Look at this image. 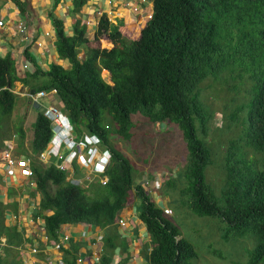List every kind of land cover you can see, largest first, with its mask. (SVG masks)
I'll list each match as a JSON object with an SVG mask.
<instances>
[{"label":"trees","instance_id":"trees-1","mask_svg":"<svg viewBox=\"0 0 264 264\" xmlns=\"http://www.w3.org/2000/svg\"><path fill=\"white\" fill-rule=\"evenodd\" d=\"M14 1L24 10L25 0ZM84 2L73 0L76 9ZM50 17L57 52L71 65L64 68L50 61L48 70L39 71L45 75L40 82L56 88L77 128L128 140L136 115L178 126L187 148V162L178 176L186 205L197 215L219 217L226 236L249 234L246 239L254 245L246 262H264V0H152L151 16L131 38L120 30L122 23L112 24L103 15L95 37L106 35L113 41L110 48L91 46L78 20L73 33L66 34L61 18L52 13ZM84 43L90 48L79 59L77 46ZM25 54L32 56L29 50ZM0 64L1 129L2 117L16 100L10 85L18 75L9 57L0 58ZM101 68L108 69L112 84L101 76ZM36 73L37 69L29 74ZM223 88L233 94H226L218 110L212 100L220 97ZM240 89L245 91L243 98L238 95ZM217 115L220 122L212 127ZM232 126L238 130L223 150L224 175L215 187L206 176L207 166L214 161L207 136ZM44 142V137L37 136L32 147L38 150ZM122 168L125 171L111 175L106 185L93 184L91 193H86L66 181L55 165L34 164L39 214L48 237L57 239L64 222L98 225L104 229L99 264H129L128 242L115 223L118 210L131 203L127 185L132 174L128 166ZM169 178L168 184L175 186V178ZM135 202L149 232V240L142 244L147 264H193L191 259L197 255L193 244L164 217L162 208L141 190ZM2 206L0 199V234L11 237ZM9 237L0 264H23ZM81 244L71 240L62 247L66 264H76ZM117 246L121 256L115 261Z\"/></svg>","mask_w":264,"mask_h":264},{"label":"clouds","instance_id":"clouds-1","mask_svg":"<svg viewBox=\"0 0 264 264\" xmlns=\"http://www.w3.org/2000/svg\"><path fill=\"white\" fill-rule=\"evenodd\" d=\"M58 2L59 0H52V7L54 8ZM87 2L88 0H86V2H84L78 9H76L73 4V10L70 13L73 15L75 13L81 14V15L79 14L80 16L75 17V21L78 20L79 24L85 26L86 30L84 32V35L87 36L89 40L88 42L91 44V46L100 47V48L112 47L113 41L110 38H108L106 35H101L99 38L95 37V31L98 27V25L96 26L97 20H99L103 15H105L106 18L108 19V16L104 13L105 11H97V10H94L92 13L89 14L83 13L82 7ZM139 2H140L139 6L145 5L148 6V8L151 10V12L148 14L146 18L148 19L152 13V0H136L134 2L127 1L126 3L128 4V6L132 5V6H136V8H139L138 6ZM50 13L53 14V17L55 18L58 17L52 12V10H49L47 12L48 17L50 16ZM96 13L98 14L97 17H96ZM19 14L20 17L15 18L13 22H9V20L6 21L2 17H0V28H3L6 23L12 24L13 29L18 35L16 40L19 45H22V53L24 58L23 59L21 56H18L21 53H18V55H16L15 57H13L9 51H7L5 54L0 53V58L9 57L11 59V62L13 63L15 69V73L18 75V77L15 78L10 85V90L16 94L15 97L16 100L14 101V105L12 106L11 110L15 112V108L17 107L14 106L16 105V103H20L18 107L19 106L23 107L21 111H18L21 117L23 115V121L20 119L16 120L15 125L13 126L14 128L10 129L11 130L10 133L12 136L9 135L6 137V139L3 142H0V199L3 203L2 213H3L4 222L8 227L15 226L10 223L9 214L11 215V218H13L14 220H18L19 218V211L17 210V208H13L11 204L12 202H16V201L19 204L22 203L23 208L32 206L34 208V211L31 214V217L36 218L37 220L41 218L43 222L39 225V228L37 230L33 231L32 238L25 236L23 234V231H19L20 236L16 240L12 239L5 233L0 234V253H3L2 247L5 246V243L6 245L9 244L8 243V237H9L12 246L18 250L16 256H19L20 258L22 257V253H24L25 256H27V253H30L32 255H36L44 259L43 264H66L62 257V247H67L70 241L73 239H70L71 234L69 233V229L66 227L61 228V226L72 222H64L61 224L57 232V237H56L57 239L49 238L48 235L46 234L44 229V217L41 214H39L40 194L37 189V183L33 173L34 164H40L43 167H47L50 164L55 165L58 169L64 172V177L66 181L70 182L71 184L78 185L81 188H84L86 193H91L93 184L98 183L103 186L106 185L111 175L116 173H122V171H125L122 168V166H128L129 172H131L132 174V178L130 179L129 184L127 185V192H128L127 198H131V203H128V205L124 206L121 209L123 210L133 209V211L131 210L129 215L122 217L121 215H119V211L121 210L120 209L118 210L117 217L115 219V223L117 224L118 230L120 231L121 235L125 236L124 238L126 239L127 242H129V239L127 238V235L124 233V230L132 229L133 231H135V229L137 228L136 221L129 216H131L133 214L132 212H134L136 217L140 221H142L138 216V210L135 202L138 197L139 190H141L146 197L150 198L151 200H154V202L162 208L163 215L166 219L168 218L167 216H169L172 213L171 207L165 206V203L162 202L163 198L159 190L163 186H166L167 188L176 187V186H170L168 184L170 179L169 176L174 177V175L169 174V176L164 179L162 172L158 171L160 164H156L155 159H151V161L153 162L154 165L157 166L156 169L150 167L148 169L149 171L148 175H144L141 172H139L140 168L135 165L134 163L135 160L133 162L130 157L131 155H129L124 150V142L126 141L130 142L132 140V135L128 140H125L124 138L113 134L108 136L106 135V137H102L99 132L90 130L83 126L77 128L76 123L72 119L69 111L65 109L62 101L59 100L56 88L46 87V86L43 87L42 83L40 82L45 77V75L44 74L40 75L39 71L41 72L43 71L44 73L46 70H48L49 68L48 65L50 61L46 62L47 66L43 68L41 67L40 63L37 62L38 61L37 57L34 54L35 53L34 46L38 44V40L36 35L35 34L33 35L32 32L29 30V24L31 25L32 15H33V12L31 11V7L27 9V3H26L24 10L19 9ZM52 19L50 17V20L53 24ZM108 21L112 24H118V22L121 21V19H119L117 23L116 21H114L113 23L109 19ZM62 22L65 33L72 34L74 22L72 23V30L70 33L66 31L67 25H65L63 20ZM91 23H93V25L95 26V30L93 31V34L88 35L86 34L87 27L91 26ZM53 30L55 36L54 48H55L56 60H53L52 59L53 57H50L51 54L45 53L46 57L51 58L52 59L51 61L54 63L61 64L64 68H70L71 64L69 60L67 58L61 57L57 52V44H56L57 34L55 27ZM124 35L126 36V34ZM103 36H105L107 38L106 40L109 41V47L107 45L101 46L100 39ZM126 37L130 38L129 36ZM95 40H97L96 43H94ZM88 46L89 45L87 43L79 44L77 46V50H78L77 56L79 59H82L84 53L88 51V48H90ZM25 50H29L32 56L27 57V55L25 54ZM64 62L67 63L68 67L67 65L64 66ZM36 69H37V73L33 78H36L37 80L31 82L33 83V87L31 88V90H16V91L13 90L12 85L14 84L16 79L25 78L26 75L28 79V77H32V75H30L29 73H34ZM105 70L108 71V69L106 68H101L100 74L108 83L112 84L113 81L111 79L110 73L108 79L103 75V73H105L104 72ZM48 93H51L53 95V98L43 100V98H46V94ZM14 112L12 113V115L14 114ZM45 122L47 125L45 124ZM133 122H134V126H137L134 120ZM2 125L8 126L4 120H2ZM47 128L49 129V132ZM44 129H47V133L46 132L43 133ZM134 129L136 131L135 136H137L138 131L136 130V127ZM37 136L44 137L45 142L40 149L35 150L32 147V141ZM150 136L151 135L147 137L151 140ZM135 138H138L140 140L139 137H135ZM24 140H27V142H25ZM19 142L21 144H19ZM140 142L141 144L139 146H134L138 149V151H139V147L142 145L141 140ZM26 144L30 145L31 148H23V145ZM154 144L156 143L153 141V145ZM18 145H20V147H18ZM12 147H15L16 149L15 148L12 149ZM134 147L132 148L133 151H134ZM155 148L160 149L161 147L156 146ZM21 149L22 150L25 149V152L21 151ZM154 150L155 149H153V151ZM138 151H135V153L137 154ZM5 152H9L10 156L14 157L16 160L19 159L27 160L26 167L29 169V172H24L23 167L14 166L15 167L14 174H8L7 173L8 161L5 158ZM152 170L158 172L154 173ZM10 177L24 178L25 183L22 184L19 190H17V186L15 185L14 186L7 185L6 194H3L2 187H4L3 185H5L4 181ZM179 189L177 190V192H179ZM17 191H18L17 194H20L18 196V199L13 195V193H16ZM180 195L181 197H183L182 193H180ZM2 196L5 197L4 198L5 200L2 198ZM76 223H84L92 226H98L87 222H76ZM143 224L145 226L146 234L142 240V244L146 240H149V232L146 229V224L144 222ZM99 228L100 230H102V233L99 236H95L94 238L100 241L101 246L93 254L94 255L93 262H91L90 264H99V258L102 253L104 229L101 227ZM64 234H67L66 239L63 238ZM142 244L141 247L137 249L138 254L131 252L129 250V244H127V249L130 252L129 264H142L140 262L141 260L144 262V264H147V261L142 254ZM147 250L150 251L149 244L147 245ZM116 251H118L119 254L118 257H115ZM120 256H121L120 248L117 246L114 249L115 261H117ZM136 260L137 263H134ZM22 262L24 264V260H22ZM76 264H87V262L85 263L82 262V258L79 256V250L76 259Z\"/></svg>","mask_w":264,"mask_h":264},{"label":"rangeland","instance_id":"rangeland-1","mask_svg":"<svg viewBox=\"0 0 264 264\" xmlns=\"http://www.w3.org/2000/svg\"><path fill=\"white\" fill-rule=\"evenodd\" d=\"M127 1L134 2L136 0H110V8L114 7L115 11L110 14L109 20L113 23L116 20L117 23L120 19L119 17L116 19L117 14L124 13L125 17H121L122 19L118 23H123L120 25V30L126 34V36L131 38L138 35L140 28L144 25V21L151 10L145 5L143 8H134L132 5L128 6L126 3ZM139 5L140 2L138 3V6ZM79 14L76 15L80 16L81 14ZM65 15L67 16V14ZM97 16L98 14L96 13V17ZM71 17H73V15ZM67 21V18H65V25L67 24ZM93 26L87 27L86 34H93V31L95 30V27L92 28ZM106 39L107 38L103 36L100 39V42L106 45ZM50 57L52 56L50 55ZM104 72L105 73L102 72L103 75L108 79L109 72L107 70ZM16 83L18 84V82ZM231 83H233V81ZM13 90L16 91L17 86L14 87ZM228 93L233 94V90H227L226 88L221 89L220 97L212 100V106L218 110L222 108V100L223 98H226V94ZM204 95L208 96L205 91ZM238 95L240 98H243L245 96V91L240 89ZM209 99L210 98L208 97V101L211 102V99ZM19 104L20 103H16L14 106L17 108H15V112L13 111V115L8 113L2 117V120H4L9 126L3 125L0 129L1 134H5L6 137L9 135L12 136L10 129L14 128L13 126L15 125L16 120L20 119L23 121V115L21 117L18 113V111H21L23 107H18ZM218 119V115L212 119V127H215L217 123L220 122ZM134 121L137 124L136 130L138 131V135L135 136L136 131L134 129L132 140L130 142H124V150L131 155L130 157L133 162L135 160L134 163L140 168L139 172L142 174L148 175V169L150 167L156 169L157 166L151 161V159H155V163L160 164L158 171L162 172L164 179L167 178L169 174L174 175L176 187L167 188L166 186H163L160 188L159 192L161 193L163 198L162 202L165 203V206L171 207L172 209V213L167 217L179 228L181 235L193 244L197 252V255L191 259V262L193 264H248L246 260L254 245V241L250 244L251 241L246 239L247 236L250 235L226 236L224 234V223L219 217L197 215L193 213L185 204V201L183 200V197H181L180 193L177 192V190L184 185L182 179L178 176L181 175L180 172L187 161V148L179 127L173 123L165 124L163 122H159L155 124L141 115H136L134 117ZM237 130L238 127L232 126L229 130H226V132L223 130H217L207 136L208 141L212 144L211 157L214 161L207 166L206 176L215 187L218 186L219 182H221L222 176L224 175L222 166L223 150L227 147L229 138L235 135ZM6 133L9 134L7 135ZM149 135H151L150 138L152 141L147 137ZM135 137H139L142 141L139 151L134 146H139L141 142ZM24 141L27 142V140ZM153 141L156 144L153 145ZM221 142H223V145H221ZM156 146H160L161 148H155ZM18 147H20V145H18ZM133 147L134 151L132 149ZM14 148L15 147H12V149ZM23 148L31 147L26 144L23 145ZM153 149L155 150L153 151ZM135 151H138L137 154ZM158 171L153 172L156 173ZM2 198L4 199L5 197L2 196ZM130 211L131 209L126 211L127 215L130 214ZM138 238L141 240L142 237L138 236ZM258 264H264V262H260Z\"/></svg>","mask_w":264,"mask_h":264},{"label":"crops","instance_id":"crops-1","mask_svg":"<svg viewBox=\"0 0 264 264\" xmlns=\"http://www.w3.org/2000/svg\"><path fill=\"white\" fill-rule=\"evenodd\" d=\"M27 3V9L31 7V11L33 12L32 15V22L31 25L29 24V30L32 32V34L36 35L38 44L34 46L35 50V56L37 57V62L40 63L41 67L45 68L47 66L46 62L53 60H56L55 57V48H54V26L50 20V16H47V12L49 10H52V12L58 16L61 17L64 21L65 18H67V26L66 31L68 33L72 30V23L75 21V13L74 15L70 12L73 10V0H59L57 5L53 8L52 7V0H25ZM110 0H88V2L82 7V11L85 14L92 13L94 10L97 11H105L104 13L108 16V19H110V14L114 12V7L110 8L109 5ZM144 5L139 6L143 8ZM150 6V5H149ZM122 7V6H121ZM98 8V9H97ZM124 8V7H122ZM67 14V16L65 15ZM65 15V16H63ZM73 15V17H71ZM78 16V15H76ZM0 17L5 19L6 21L9 20V22H13L15 18L20 17L19 9L17 5L15 4L14 0H0ZM122 19L121 17H125L124 13L117 14V18ZM116 21V20H115ZM99 24V20H97L96 26ZM91 26H93V23H91ZM93 26L92 28H94ZM92 30V29H91ZM51 34V35H50ZM17 33L13 29V26L11 23H6L3 28H0V53L5 54L7 51L11 53L13 57L18 55V53H21L18 56H21L23 58L22 53V45H19L17 42ZM42 41V43H41ZM104 44L101 43V46ZM109 47V41L107 40V44ZM51 54L52 59L49 57H46V54ZM24 59V58H23ZM18 65V63H17ZM67 63L64 62V66H66ZM68 67V65H67ZM28 80V81H27ZM36 78L28 77L27 75L25 78L22 79H16L14 84L12 85V88L17 86V90H31L33 87V83ZM18 82V84L16 83ZM53 95L51 93L46 94L45 99H52ZM10 113H13V110L10 111ZM6 139L5 135L0 136V142H3ZM4 187H2V193L6 194V186L12 185L17 186V190L21 188L22 184L25 183L24 178L21 177H10L7 178L5 181ZM28 185V183H27ZM8 186V187H10ZM13 193V195L18 199V196L20 194ZM12 207L17 208L19 211V218L18 220H14L11 218V215L9 214V221L11 224L15 226H11L12 232H11V238L16 240L20 236L19 231H23V234L29 238L33 237V231L37 230L39 228V225L43 222L41 218L38 220L36 218L31 217V214L34 211V208L32 206H29L27 208L22 207V203L12 202ZM133 207V206H132ZM131 207V208H132ZM129 209H121L119 211V215L122 217L126 216ZM133 211V209H131ZM129 217H132L133 220L137 223V228L135 231L132 229H125L124 233L127 235V238L129 239V250L131 252H134L135 254L138 252L137 249L141 247L143 238L145 237L146 231L145 226L142 221H140L134 212ZM68 228L69 233L71 234V238L73 240L82 241L83 244L79 247V256L82 258V262H93V254L100 248L101 243L99 240L95 239V236H99L102 233V230L98 226H92L84 223H67L61 226V228ZM22 228V229H21ZM138 236H141V240H139ZM138 254V253H137ZM118 251H116L115 257H118ZM22 260H24V264H43L44 259L32 255L30 253H27V256L22 253ZM135 260V259H134ZM142 264L144 262L140 261ZM137 263V260L134 262Z\"/></svg>","mask_w":264,"mask_h":264},{"label":"built area","instance_id":"built-area-1","mask_svg":"<svg viewBox=\"0 0 264 264\" xmlns=\"http://www.w3.org/2000/svg\"><path fill=\"white\" fill-rule=\"evenodd\" d=\"M133 7L136 8V6H133ZM5 158L8 161V165H7V173L8 174H14V172H15L14 166L23 167L24 172H29V169L26 167V161L27 160H24V159L16 160L14 157L10 156L9 152H5ZM63 238L66 239L67 234H64ZM57 246H58V244H57Z\"/></svg>","mask_w":264,"mask_h":264}]
</instances>
